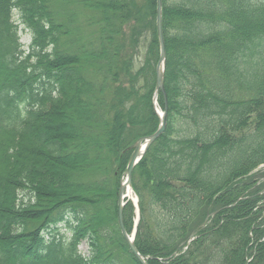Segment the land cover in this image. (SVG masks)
Returning a JSON list of instances; mask_svg holds the SVG:
<instances>
[{"label": "trees", "instance_id": "trees-1", "mask_svg": "<svg viewBox=\"0 0 264 264\" xmlns=\"http://www.w3.org/2000/svg\"><path fill=\"white\" fill-rule=\"evenodd\" d=\"M163 30L168 124L133 172L136 245L149 264H264V0H163ZM159 53L156 0H0V264H140L117 202L159 124Z\"/></svg>", "mask_w": 264, "mask_h": 264}, {"label": "water", "instance_id": "water-1", "mask_svg": "<svg viewBox=\"0 0 264 264\" xmlns=\"http://www.w3.org/2000/svg\"><path fill=\"white\" fill-rule=\"evenodd\" d=\"M162 0H157V31H158V37L160 42V56L159 60L156 66V91L154 96V102L156 104L157 97L160 91H162L165 94V86H164V76H165V66H166V59H167V50H166V43L164 39V33H163V22H162ZM160 118V123L157 128V130L152 133L151 135L143 136L139 138L135 144L133 145L134 151L132 155L129 158L127 168L124 172V177H126L125 182L121 183L120 189H119V198H118V222L120 225L121 232L127 241V244L135 256V258L141 263V264H148L147 259L139 252L135 245V232L129 235L123 221V209L125 206V189L127 187L130 188L132 191V173L135 165L141 160V158L144 156L147 149L150 147V145L156 141L166 130L167 127V109L163 111V113L159 112L157 110Z\"/></svg>", "mask_w": 264, "mask_h": 264}, {"label": "rangeland", "instance_id": "rangeland-1", "mask_svg": "<svg viewBox=\"0 0 264 264\" xmlns=\"http://www.w3.org/2000/svg\"><path fill=\"white\" fill-rule=\"evenodd\" d=\"M19 36H20V40L22 41L23 44L25 45H29L31 42V33L29 31H26V29L23 27V25L19 24ZM256 172H264V167L260 168L258 171ZM20 197L23 198L22 195H24V193H21V191L19 192ZM135 198V195H134ZM28 199V198H27ZM26 199V200H27ZM261 207H264V199L262 201V203L260 204ZM65 229H63L64 231ZM67 235H70V233L68 232ZM80 249L83 253H85V255H88L89 253V244L88 241H83L80 245Z\"/></svg>", "mask_w": 264, "mask_h": 264}, {"label": "bare ground", "instance_id": "bare-ground-1", "mask_svg": "<svg viewBox=\"0 0 264 264\" xmlns=\"http://www.w3.org/2000/svg\"><path fill=\"white\" fill-rule=\"evenodd\" d=\"M133 196V195H132Z\"/></svg>", "mask_w": 264, "mask_h": 264}]
</instances>
